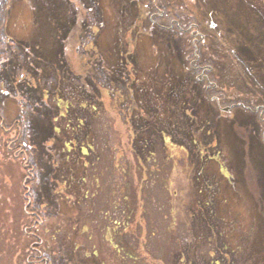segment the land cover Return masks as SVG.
<instances>
[{"label":"rangeland","instance_id":"rangeland-1","mask_svg":"<svg viewBox=\"0 0 264 264\" xmlns=\"http://www.w3.org/2000/svg\"><path fill=\"white\" fill-rule=\"evenodd\" d=\"M0 22V264L36 242L20 153L49 264H264V0H0Z\"/></svg>","mask_w":264,"mask_h":264},{"label":"trees","instance_id":"trees-1","mask_svg":"<svg viewBox=\"0 0 264 264\" xmlns=\"http://www.w3.org/2000/svg\"><path fill=\"white\" fill-rule=\"evenodd\" d=\"M173 11L175 13V10H173ZM174 18H177V16H174ZM171 25L175 26L176 28L181 30L179 23L176 19L173 21V23H171ZM0 34H1V22H0ZM0 127L3 130L8 128L6 126L5 117L2 115L1 108H0ZM12 128L17 129V125L15 124ZM14 143H16V142H14ZM14 143L6 146V149L8 152H13L14 150L18 149V146L13 147ZM10 149H11V151H10ZM20 155H22V163H23V166L26 170L25 179H24V187H23L25 212L27 213L28 217L31 219V225L27 229V233L32 238L35 237V239H36V242L31 245L30 251L27 254L26 264H49L48 256L45 253L44 249L42 248V239L40 238L39 235L34 236V234H33L34 230L37 227L41 226V224L43 223V218H42L40 212L32 206V202H31L30 186L32 185L33 168H32V166H29L30 163L28 160V155L25 153H20ZM125 217H126L125 221H124L125 226H123L121 228V232L125 231L126 226L130 227L131 220H130L128 213H126ZM133 224H135L136 229H138L141 232L140 226L135 222H133ZM111 234H112V241L115 240L116 245H120V241H122V240L119 241V239H122V238L120 236H119L120 238H118V236L116 234H114L112 231H111ZM114 235H116V236H114ZM137 244L139 245V242H137ZM135 264H136V262H135Z\"/></svg>","mask_w":264,"mask_h":264}]
</instances>
